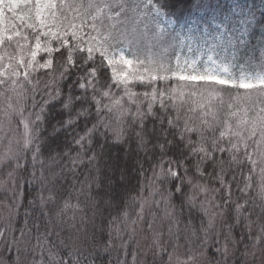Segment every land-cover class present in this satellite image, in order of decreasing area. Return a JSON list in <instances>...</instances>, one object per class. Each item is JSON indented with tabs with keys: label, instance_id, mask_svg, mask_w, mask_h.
Masks as SVG:
<instances>
[{
	"label": "snow or ice",
	"instance_id": "6c2138e0",
	"mask_svg": "<svg viewBox=\"0 0 264 264\" xmlns=\"http://www.w3.org/2000/svg\"><path fill=\"white\" fill-rule=\"evenodd\" d=\"M172 7L0 0V264H264V0Z\"/></svg>",
	"mask_w": 264,
	"mask_h": 264
},
{
	"label": "trees",
	"instance_id": "16d2710c",
	"mask_svg": "<svg viewBox=\"0 0 264 264\" xmlns=\"http://www.w3.org/2000/svg\"><path fill=\"white\" fill-rule=\"evenodd\" d=\"M168 2L171 5H173V7L170 10L174 11L176 13V15L181 16L182 20H189L191 23H194L196 21V10L194 8H191V5L194 2V0H168ZM190 9L192 12L191 16H189V10ZM225 98H227V96ZM54 115H55V111H53L52 115L49 116V120L51 122H54V120H52V116H54ZM129 163L131 164L132 161H129ZM147 167H148L147 164H145V168H147ZM134 183H135V181H134ZM23 214H24V210L21 209L20 210V218H21L20 222L21 223H22ZM113 215H115V213H113ZM197 220H198V218H197ZM160 225H161V221L159 220V218H157V220L154 224V227L159 228ZM165 227H166V224H165ZM219 227L220 226L218 224L217 228H219ZM137 234H141V236H142V233H139V231H137ZM140 237H138L137 239H138V242L140 241L139 245H140V248L142 250L144 248L145 241H144V238H140ZM125 238H127V237H125ZM129 251H131V248L129 249ZM118 255H119V253L117 251H112L111 259L113 261V264H115ZM239 256H240V253L237 252L236 256L233 257V259L229 261V264H233V261L238 259ZM216 259H219V257H216ZM128 260L130 262L131 256L128 257Z\"/></svg>",
	"mask_w": 264,
	"mask_h": 264
},
{
	"label": "rangeland",
	"instance_id": "374dc122",
	"mask_svg": "<svg viewBox=\"0 0 264 264\" xmlns=\"http://www.w3.org/2000/svg\"><path fill=\"white\" fill-rule=\"evenodd\" d=\"M196 22V21H195ZM195 22L193 23V24H195ZM141 236V234H137V236H136V239L138 238V237H140ZM140 238H144V234H142V236L140 237ZM137 241H138V239H137ZM139 243H140V241H139ZM145 246V245H144ZM131 261V260H130Z\"/></svg>",
	"mask_w": 264,
	"mask_h": 264
}]
</instances>
